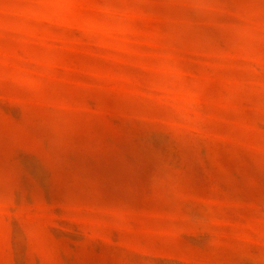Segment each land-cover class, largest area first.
Here are the masks:
<instances>
[{"label":"rangeland","instance_id":"1","mask_svg":"<svg viewBox=\"0 0 264 264\" xmlns=\"http://www.w3.org/2000/svg\"><path fill=\"white\" fill-rule=\"evenodd\" d=\"M0 264H264V0H0Z\"/></svg>","mask_w":264,"mask_h":264}]
</instances>
